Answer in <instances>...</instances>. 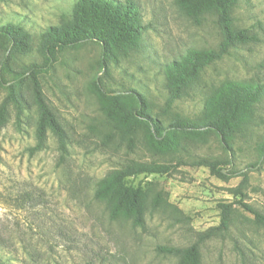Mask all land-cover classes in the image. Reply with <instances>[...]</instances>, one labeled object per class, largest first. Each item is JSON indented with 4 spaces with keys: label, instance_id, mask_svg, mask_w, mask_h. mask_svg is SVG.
I'll return each instance as SVG.
<instances>
[{
    "label": "rangeland",
    "instance_id": "obj_1",
    "mask_svg": "<svg viewBox=\"0 0 264 264\" xmlns=\"http://www.w3.org/2000/svg\"><path fill=\"white\" fill-rule=\"evenodd\" d=\"M132 1L140 9L139 46L104 67L96 43L61 50L46 66L40 35L62 22L74 0H0V24L26 34L15 46L0 39V63L17 72L41 67L21 83L8 75L10 83L0 84V103L9 85L23 100L21 114L12 103L0 124V264H189L184 258L193 247L199 264H264V97L233 150L207 127L176 132L181 144L170 145L126 110L141 95L163 127L200 121L220 83L264 85V0H239L232 25L251 39L207 67L172 106L167 64L190 48L218 49V17L207 13L198 23L179 0ZM36 84L66 132L63 159L51 129L46 147L31 151L40 117ZM202 158L217 168L196 164ZM127 167L142 170L122 187L140 192L141 223L114 216L113 203L96 196L102 180ZM238 188L249 208L239 204ZM229 203L235 205L224 229L221 205Z\"/></svg>",
    "mask_w": 264,
    "mask_h": 264
},
{
    "label": "trees",
    "instance_id": "obj_2",
    "mask_svg": "<svg viewBox=\"0 0 264 264\" xmlns=\"http://www.w3.org/2000/svg\"><path fill=\"white\" fill-rule=\"evenodd\" d=\"M184 13L191 19L200 23L207 13H213L218 17L223 32V40L218 49L198 50L190 48L179 59L166 66V81L169 89V106L180 99L185 91L194 85L205 69L217 61L224 59L231 50L238 45L248 42L251 37L246 30H235L232 25V12L237 7L239 0H179ZM139 6L132 0L122 2L119 0H74L70 11L63 14L62 22L45 29L40 35V50L46 57V66H51L57 61V55L61 50L78 47L87 43L101 45L103 50L104 67L108 61L116 58L118 54L124 55L139 46ZM23 35V36H22ZM26 34L22 33V27L11 23L0 24V39H6L10 45L22 42ZM21 40V41H20ZM41 68L32 64L30 68L17 72L12 70L5 61L0 63V84L6 86L10 81L19 83L25 80L29 73H34ZM96 81V85H99ZM9 93L0 103V124H4L8 118L9 105L16 103L19 113L23 109V100L20 99L13 85L8 86ZM36 100L40 110L39 123L36 129L37 144L31 148L32 152L46 147L48 130L58 138L59 150L62 159L68 152L67 135L63 127L58 123L48 105L43 100L38 84L34 88ZM141 95L135 96L136 104L130 103L128 115L146 125L153 133L155 139L164 140L173 146H179L180 139L176 132H189L207 127L215 131L222 139L228 150H233V140L246 132L257 104L264 97V85L249 84L239 81H224L214 88L211 99L206 101L203 117L200 121H191L188 118H180L162 126L159 119L152 113L146 112V105ZM120 96H112V108L118 110ZM198 165L215 170L218 163L212 159H200ZM142 173L141 169L124 168L114 175L101 181L96 196L101 199H109L113 203L114 216H134L137 223H141L142 209L139 204L140 192L122 188L124 181L132 176ZM219 173H222L220 170ZM246 180V179H245ZM240 196V205L249 208L242 201L243 192L236 190ZM234 203L222 204L221 227L228 229L231 223V210ZM258 218H262L257 215ZM161 252L173 253L175 248L160 247ZM185 262L199 264V256L196 247H193L185 256Z\"/></svg>",
    "mask_w": 264,
    "mask_h": 264
}]
</instances>
